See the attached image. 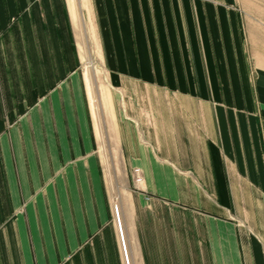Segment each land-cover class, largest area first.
I'll use <instances>...</instances> for the list:
<instances>
[{
	"label": "crops",
	"instance_id": "crops-1",
	"mask_svg": "<svg viewBox=\"0 0 264 264\" xmlns=\"http://www.w3.org/2000/svg\"><path fill=\"white\" fill-rule=\"evenodd\" d=\"M80 2L142 188L121 225L68 1L0 0V264H264V0Z\"/></svg>",
	"mask_w": 264,
	"mask_h": 264
},
{
	"label": "rangeland",
	"instance_id": "rangeland-1",
	"mask_svg": "<svg viewBox=\"0 0 264 264\" xmlns=\"http://www.w3.org/2000/svg\"><path fill=\"white\" fill-rule=\"evenodd\" d=\"M78 2H79V5L82 7L80 0H78ZM83 10L84 9L79 10L78 15L82 17L83 23L85 24L84 25L85 37L83 34V38H84L83 42L86 44V47L84 45L82 46V44L81 46L85 50V54L86 52H88L86 55L88 56L89 54L91 59H93L92 63L94 67L95 78L94 76L92 78L89 72L90 70H87L88 65L90 64V60L88 58H86V62L82 61V70L84 67L83 73H84L85 80H86L85 83L87 84L86 88H87L88 96L89 94L92 95L94 97L92 101H94V103H97V105L99 104L100 106L99 105L98 106L101 107L98 109L97 112L99 114L98 116L100 117V122H101L100 136L102 137L100 139L102 140V142L99 140V143H100V150H101L100 152L104 158L103 159L104 160L103 170H104V175H105L106 186H107V189H108L111 201H112L113 208L116 209V213H117L116 218H118L121 225L122 224L125 225V223H127V217L123 211L125 210L124 200L129 204L130 208L132 209V207H134L133 205L134 195H135L134 193L136 192L138 193V188L139 189L142 188V183L137 184L135 182V178L130 179L127 176L122 166H118V165L115 166V161L117 162V152H115L114 119L112 117V111H109L110 94L107 88V81H106L105 73L103 70H101V67L98 62V56L95 54L96 48H95V41H94V35H93V28ZM78 49L80 53L79 46H78ZM98 100L100 103L98 102ZM89 101H91L90 97H89ZM132 223L133 222H132V217H131V227H132ZM126 250L128 253L130 252L131 255L135 251L136 260L139 262V257H138L136 248H134L133 245H130V247L128 249L126 248ZM124 264H125V260H124Z\"/></svg>",
	"mask_w": 264,
	"mask_h": 264
},
{
	"label": "bare ground",
	"instance_id": "bare-ground-1",
	"mask_svg": "<svg viewBox=\"0 0 264 264\" xmlns=\"http://www.w3.org/2000/svg\"><path fill=\"white\" fill-rule=\"evenodd\" d=\"M68 5H69V11H70V14H71L72 22H73V25H74L75 31H76L77 43H78V46L80 48L79 55H80L81 62L82 61L86 62V58H88L90 60V64L88 65L87 70H90L89 72H90L91 77L93 78V76H94V78H95V72H94V67H93V63H92L93 59H91L89 54H88V56L86 55L88 52H86V54H85V50L82 47L83 45L86 47V44L83 42V39H84L83 38V34H84V37H85V33H84V25L85 24L83 23L82 18L78 15V13H79L78 10H79V7L81 8V6L79 5L78 0H68ZM81 44H82V46H81ZM93 57H95V56H93ZM89 97H90V100H91L90 101L91 110H92V113H93V118H94V122H95V126H96V131H97V134H98V138L102 142V140L100 139L102 137V136H100L101 122H100V117L98 116L99 114L97 112L98 109L101 108V107H99L100 106L99 104H98L99 105L98 106L97 103H94V101H92V99L94 98L92 95L89 94ZM98 102H99V100H98ZM93 104L95 105V107H94ZM108 125H109V123H108ZM124 205H125V209L126 210H128V208H130L129 204L125 200H124ZM132 256H134V257H132ZM135 256H136L135 251L131 255V253L130 252L128 253L127 250H126V253H124L125 264H140L136 260Z\"/></svg>",
	"mask_w": 264,
	"mask_h": 264
},
{
	"label": "built area",
	"instance_id": "built-area-1",
	"mask_svg": "<svg viewBox=\"0 0 264 264\" xmlns=\"http://www.w3.org/2000/svg\"><path fill=\"white\" fill-rule=\"evenodd\" d=\"M133 173H134V178H135V182L137 183V184H139V183H141V177H140V172H139V170L138 169H135L134 171H133Z\"/></svg>",
	"mask_w": 264,
	"mask_h": 264
}]
</instances>
